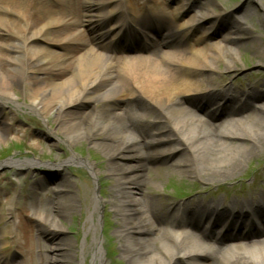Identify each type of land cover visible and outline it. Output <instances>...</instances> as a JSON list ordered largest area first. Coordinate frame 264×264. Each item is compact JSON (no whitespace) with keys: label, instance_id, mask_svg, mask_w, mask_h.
I'll return each instance as SVG.
<instances>
[{"label":"bare ground","instance_id":"obj_1","mask_svg":"<svg viewBox=\"0 0 264 264\" xmlns=\"http://www.w3.org/2000/svg\"><path fill=\"white\" fill-rule=\"evenodd\" d=\"M112 1L128 36L106 25ZM253 1L264 15V0ZM211 8L210 0H0V141L21 133L24 146L33 149L28 129H18L11 117L9 106L19 109L21 99L44 121L46 137L59 134L67 146L84 139L98 150L114 183L106 201L93 199L90 215L92 219L107 205L114 210L125 264H264L260 243L253 254L234 251L238 256L232 262L221 259L224 242L264 235V187L251 193L254 197L227 202L203 195L209 185L234 178L264 147V109L256 107L264 100V86L235 90L213 79L218 64L228 73L236 69L238 50L258 56L240 29L251 11L246 8L234 17L233 12L212 14ZM197 9L198 16L181 25ZM152 14L157 16L148 21ZM82 28L92 36L78 33ZM219 31L228 33L223 46L211 40ZM119 35L130 41L120 47L115 41ZM137 49L142 53L129 51ZM84 105L93 108L85 111ZM205 106L213 119L231 116L230 131L201 126L202 115L193 112ZM154 162L169 164L200 183L196 194L176 202L153 189L150 185L160 183L165 173L159 168L148 184L144 173ZM69 164H82L98 177L93 163L75 156L45 167ZM39 165L36 159L0 163ZM259 178L264 180L263 174ZM45 181L19 184L28 185L31 205L0 201L7 208L6 229L14 234L0 248V264H82L90 252L91 264H101L95 238L89 245L82 242L76 260L77 249L62 234L64 209L71 205L66 182L58 192L65 201L53 199L46 207L35 200L51 190ZM88 231H96L93 222ZM52 235L57 239H49Z\"/></svg>","mask_w":264,"mask_h":264},{"label":"rangeland","instance_id":"obj_2","mask_svg":"<svg viewBox=\"0 0 264 264\" xmlns=\"http://www.w3.org/2000/svg\"><path fill=\"white\" fill-rule=\"evenodd\" d=\"M214 9H210L211 13H230L233 12L234 17L241 16V10H250L248 21L242 22L241 30L244 36L251 38L254 48L257 49L258 56L255 58L249 50H238V58L236 61V69L230 73L222 70L220 64L217 65L218 73L213 75L215 81H221L224 85H229L235 90L237 89H253V87L264 86V15L261 9L256 8L257 3L253 0H210ZM201 11V10H200ZM199 12V9L197 11ZM193 14V13H189ZM192 16V15H191ZM240 19V18H239ZM80 33V31H78ZM227 31H219L217 35H213L211 40L218 41L221 46V39L227 36ZM51 48V47H49ZM233 49V47H229ZM232 51V50H231ZM43 59V58H42ZM47 60V58H44ZM44 60L43 62H45ZM257 61L259 63H257ZM42 62V63H43ZM257 83L256 86L254 84ZM19 109L9 106L13 110L11 117L16 120L18 129H28L31 134L30 141L33 149L24 146L22 134L13 133L6 135L0 141V163L7 160H29L36 159L40 164L36 168L29 167H0V201L5 202L6 199L11 201L13 207L22 204L27 200L25 187L19 184L34 181L37 178H43L45 184L51 187L35 200L44 206H49L51 200L56 199L57 202L65 201L62 196L58 195L61 189V184H68L69 194L65 197L70 200L71 205L64 209L66 222L63 224V236L68 237V243L74 245L76 250V260H79V247L82 242L87 245L95 238L100 245L103 259L101 264H125V256L120 252L119 239H123L119 232L116 231V223L118 218L114 216V210L109 206H105L100 211L93 215L91 219L90 213L93 211V199L100 198L101 201H106V195L112 190L111 185L114 181L105 173L107 161L102 157V154L89 145L86 140H80L72 146H67L63 143V139L59 134L46 137L43 133L46 132L44 121L36 114L29 111L19 99ZM91 105H84L83 110L89 111ZM257 108L264 109V100L256 104ZM25 119L29 122L26 123ZM36 141H41L37 145ZM261 153L246 160L241 167V170L234 178L216 185H209L203 195L207 198H224L225 201L231 198H248L254 197L251 193H261L264 187V180H260L259 175L264 176V147ZM71 156H75L81 160H86L93 163L99 171L98 177H93L86 167L82 164H69L62 168L45 167V165H56L66 161ZM162 168L165 172L162 176V181L154 180L153 177L158 175V169ZM260 169L259 172L255 169ZM145 180L153 189L169 194L175 201H185L195 195L200 183H197L192 178L181 174L177 169L169 164L154 162L149 165V169L144 173ZM54 186V187H53ZM255 188H258L255 190ZM235 198V199H236ZM29 205V206H30ZM49 215L53 213L50 212ZM5 206H0V248L7 246L11 242V237L14 234L7 231L6 223L8 221ZM91 222L96 225L94 234L90 231L85 232ZM51 229H49L50 233ZM75 233V235L72 234ZM177 235L180 232L176 233ZM7 236L8 238H6ZM49 239L56 240L53 235ZM128 243V242H127ZM125 245V243H122ZM129 245V244H126ZM87 250V249H86ZM13 251V250H12ZM15 251V250H14ZM13 253V252H12ZM10 253V255L12 254ZM21 253V251H20ZM19 256V251H17ZM91 252L85 254L82 264H91ZM17 261V260H15Z\"/></svg>","mask_w":264,"mask_h":264}]
</instances>
